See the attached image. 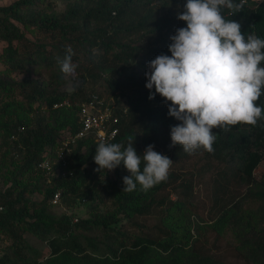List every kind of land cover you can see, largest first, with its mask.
Returning <instances> with one entry per match:
<instances>
[{
    "label": "trees",
    "instance_id": "obj_1",
    "mask_svg": "<svg viewBox=\"0 0 264 264\" xmlns=\"http://www.w3.org/2000/svg\"><path fill=\"white\" fill-rule=\"evenodd\" d=\"M60 1L59 10L51 0L0 5V66L4 68L0 69V187L9 184L0 194L4 206L0 241L10 240L0 264H264V167L258 177L253 174L264 161V119L255 126L214 129V151L198 149L189 154L172 145L170 129L179 121L168 115L165 106L151 105L149 95L140 91L127 94L131 89L127 80H134L128 73L129 61L143 55L146 60L140 66L144 67L158 55L171 56L170 37L186 27L177 18L183 11L172 12L182 0H161L164 12L154 0ZM246 2L239 12L224 8L222 14L238 22L242 33L264 39V2ZM139 41L146 43L145 48ZM69 46L76 65L72 87L76 77L96 82L102 73L111 93L130 101V112L120 118V132L109 143L127 146L133 141L137 154L153 145L154 151L173 161L171 166L178 165L166 181L146 192L139 185L132 192L123 191V177L129 175L123 162L112 170L97 171L93 157L98 143L82 140L67 153L66 165L62 161L53 165L59 173L47 185L48 175L37 166L39 161L56 157L67 125L71 132L79 126L76 107L52 108L83 92L80 84L69 94L59 88L65 77L56 58H63ZM98 48L103 55L96 52ZM15 87L21 101L8 99ZM255 103L264 109V95ZM186 164L194 168L185 167L189 176L179 171ZM62 169L66 177L60 174ZM208 173V181L197 182ZM233 184L244 185L245 192L233 195ZM197 186H201L199 194L213 188L211 210L219 214H214L209 227L199 224V218L192 219L198 215L193 202ZM57 190L61 201L52 203ZM169 190H178L175 200L169 198ZM34 193L42 194L41 200L32 199ZM81 205L88 217L76 215ZM62 206L71 214L51 210ZM142 215L156 220L150 225L134 221ZM124 223L137 231L129 233ZM225 232L233 237V260L217 247ZM27 233L46 243L42 260L26 242Z\"/></svg>",
    "mask_w": 264,
    "mask_h": 264
},
{
    "label": "clouds",
    "instance_id": "obj_2",
    "mask_svg": "<svg viewBox=\"0 0 264 264\" xmlns=\"http://www.w3.org/2000/svg\"><path fill=\"white\" fill-rule=\"evenodd\" d=\"M246 1L234 3V0H186L183 12L177 17L186 22V27L178 28L175 35L170 37L172 42L168 46V54L171 56L158 55L137 73L129 66L128 73H132L134 79L127 80L130 87L137 84L135 92L149 95L151 105L158 108L165 106L168 115L179 121L171 127L170 138L173 146H181L186 153L192 154L198 149L212 153L216 140L214 129L229 131L230 126L238 124L255 126L258 120L264 119V109L255 103L264 95V39L254 33H242L238 22L225 19L222 14L224 8L234 10L233 13L239 12ZM254 1L256 5L264 2ZM72 56L73 51L69 46L63 58H56L65 80L75 74L76 65L72 63ZM100 75L106 84V74ZM136 75L138 82L135 80ZM78 86L79 82L74 81L73 87L71 84L65 90L69 94ZM106 88L104 93L92 90L82 98L74 96L76 99L72 100L68 96L62 102L53 104L52 108L70 105L77 108L79 126L71 132V126L67 125L66 130L61 131L63 140L68 136L73 137L79 130L82 125L81 104L89 102L93 96L103 102L101 110L107 107L112 116L118 118L115 125L118 133L109 142L117 138L120 118L127 117L131 105L127 96L112 94L107 84ZM127 94L132 92L127 89ZM82 140L98 143L93 157L98 166L97 171L112 170L123 162L129 172L128 176L123 177V191L132 192L139 185L146 192L166 181L168 174L176 170L175 166H171L173 161L154 151L153 145H148L142 154H137L133 141L127 146L122 143L99 142L90 133L70 142L67 148L62 143L54 159L46 156L39 161L37 166L48 175L47 185L59 173L53 165L58 161L66 165L67 153L70 154L73 145ZM60 151L63 152V157H58ZM81 153H86L85 146ZM262 153L264 154V149ZM45 162H48L49 167L43 166ZM62 170L64 173H60L61 176L66 177V171ZM7 185L9 184L3 187L6 188ZM55 194L58 195V200L53 202ZM60 197V191L57 190L50 200L52 203H59ZM169 198L173 199L170 195Z\"/></svg>",
    "mask_w": 264,
    "mask_h": 264
},
{
    "label": "rangeland",
    "instance_id": "obj_3",
    "mask_svg": "<svg viewBox=\"0 0 264 264\" xmlns=\"http://www.w3.org/2000/svg\"><path fill=\"white\" fill-rule=\"evenodd\" d=\"M12 1L14 0H0V5H6V4H9L11 3ZM52 3H53V6H56L57 10L61 9L63 7L62 5V2L60 0H51ZM166 1V0H165ZM154 2L156 3V5L158 7L161 8V11L164 12L165 10V7H164V4H162V1L161 0H154ZM186 3V1H183L179 4H177L176 6H174L172 12L174 13L175 11L177 13H179L180 11H183L184 10V4ZM161 12V13H162ZM28 37L32 38L31 35H29ZM141 41H139L140 43ZM142 43V44H141ZM140 43V46L144 47L146 46V43L145 42H141ZM0 49H1V46H0ZM96 52L100 55H103L104 53V50H100L99 48L96 49ZM83 58L81 57L80 60H82ZM145 60V56L143 55H138L137 59L134 60V61H131L129 66L130 68H133V71L135 73H137L138 71H141L143 69L142 66H139L140 62L144 61ZM1 63V62H0ZM82 64H85V62L82 61ZM87 65V64H86ZM85 65V67H86ZM0 69L3 70L4 68H2L0 66ZM47 73H44V77H47L46 75ZM77 74V73H76ZM11 77L15 78V79H18L19 76L16 75L15 73H11L10 74ZM31 75L33 77H36L37 74H34V73H31ZM30 75V76H31ZM73 77V76H72ZM72 77H67V79L65 80V82H63L62 84L59 85V88L60 89H65V88H69L72 84ZM135 80L136 82H138V76L136 75L135 76ZM75 81H78L79 84L83 87V92L78 95V97H81V96H85L87 95L90 91H99L101 93H104L106 91V84L104 81H102L101 79H99L98 81L96 82H93V80L91 79H87L85 82L83 79H81L80 81V78L76 77ZM54 84V83H53ZM57 84V83H55ZM137 88V84H135L131 89H129V91L131 90H135ZM9 100L10 99H15L16 101H21L22 98L18 92V88L15 87L14 90L12 91V95H11V98H8ZM35 106V104H34ZM31 117H32V114H31ZM180 166V165H179ZM185 167H187L188 171L190 170H193V166L191 164H186L184 166H180V170L182 173L185 172V174L187 176H189L187 173H186V169ZM264 167V161L261 162L258 167L253 171V174L258 177L260 174H261V171ZM4 171L5 169L2 168ZM175 169L178 170V165L175 166ZM3 176L0 175V179H2ZM210 177V173H208L207 175V178L205 179H199L197 180V182L199 183H204V181H208V178ZM235 186L234 184L232 185V187ZM201 186H197L195 188V191H196V198L193 200V202L195 203V205L197 206L196 208V216H192V219L196 222L197 221V218H199L201 221L199 224H201L202 226H206V227H209V225L211 223L214 222L215 220V215H218L216 211H212L211 210V206H212V197L210 196V191H213V188H211V190H208L206 191L204 194H199L198 192H201ZM178 191V190H177ZM177 191H172V190H169L168 191V195H170L171 197H173L172 200H175L176 197H177ZM245 192V186L244 185H236L235 186V190H234V194L233 195H236L237 193L239 194H243ZM104 199H105V205H109L110 202L108 201V199L104 196H102ZM32 199H34L35 201H39L41 200L42 198V194H38V193H34L32 196H31ZM89 203V202H88ZM96 202H92V205H94ZM101 205V204H100ZM52 211L54 212H64V213H67V214H71V209H68L66 206H62V207H52L51 208ZM87 209L86 207H84V205H81V206H77V210H76V215L78 217H81V218H85V217H88L87 215ZM215 214V215H214ZM137 220L139 222V224H147V225H150L152 223L155 222V218L152 217V216H135L134 218V221ZM125 224V230L128 231L129 233H133L135 231H137V228H135L134 226H132L131 224H128V223H124ZM26 237V242L31 245L34 249H36L39 253H40V257L39 259L42 260V256L46 255L47 251H48V247L46 245L45 242L43 241H40L38 240L37 238H35L34 236H32L30 233H27L25 234ZM232 234L231 232H225L223 235H221L219 237V239L217 240V247L219 248V250L223 253V255L226 257L227 260H230L232 258V255H233V245H234V242H233V239H232ZM6 239V238H5ZM5 243V252H6V248L7 246L10 244V240L6 239L4 241ZM216 251V250H215Z\"/></svg>",
    "mask_w": 264,
    "mask_h": 264
},
{
    "label": "built area",
    "instance_id": "obj_4",
    "mask_svg": "<svg viewBox=\"0 0 264 264\" xmlns=\"http://www.w3.org/2000/svg\"><path fill=\"white\" fill-rule=\"evenodd\" d=\"M100 105H103V102L100 99H97L96 96H93L92 100L89 102L81 104L80 118L82 125L73 137L68 136L62 141L63 147L67 148L70 142H74L75 139L84 138L90 133L94 136L95 140L99 142L107 143L116 137L118 128L115 125L118 122V118L112 116L111 110L107 107L104 110H101ZM58 157H63L62 151L58 153ZM43 166L49 167L48 162H45ZM3 191L4 187L2 186L0 187V194ZM57 200L58 195L55 194L53 202H56ZM3 209L4 206L0 198V212H2ZM4 248V241H0V257L4 253Z\"/></svg>",
    "mask_w": 264,
    "mask_h": 264
}]
</instances>
